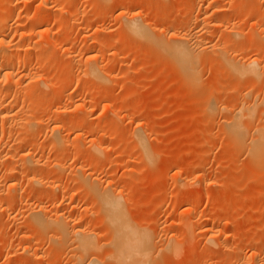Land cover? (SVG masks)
Masks as SVG:
<instances>
[{"label":"rangeland","instance_id":"obj_1","mask_svg":"<svg viewBox=\"0 0 264 264\" xmlns=\"http://www.w3.org/2000/svg\"><path fill=\"white\" fill-rule=\"evenodd\" d=\"M43 1L55 3L53 14L60 12L58 15L64 13L67 16L71 11L77 12V15L68 21L62 16L65 25L55 26L52 35L61 41V50L47 53L48 62L43 61L46 65L48 63L52 66V70L57 68L53 69L59 63L62 69L72 65L76 68L73 71L70 67L75 75L66 79L58 91L55 90L57 94L59 92L58 98L65 96L61 104L56 100L57 95L54 97L56 93L52 95V92L53 99L49 95L50 99L36 101L35 106L39 111L48 112L51 107L64 105L61 107L68 108V112L73 114L72 117L79 121L85 120L89 126L86 125L87 136L85 133L83 139L86 140H82L81 146L76 145L74 146L76 149L73 147L61 156L57 150H51L47 146L51 130L40 129L38 132L39 130L33 126L35 131L31 130L26 136L25 131L17 129L16 132L15 128L10 132L8 124L5 122L2 125L0 120V187L4 188L8 195L23 197L16 200L17 205L13 203L16 208L11 207L10 203L7 205L8 201L0 202V242H4L3 246H0V264H74L71 259L73 249L66 242H63L64 245L59 244L57 236L56 239L54 236L56 233L50 231L52 228L47 234L48 230L35 231L37 228L28 224L30 207L27 208L25 200H29L31 206L46 204L49 215L57 212H64L66 215L70 206H79V214L74 215L75 226L95 231L94 239L97 240L95 242L100 243L98 244L100 249L95 250L97 259L100 258L101 264H112L110 243L113 241L114 232L111 224L102 216L105 215L104 211L98 208L101 204L99 197H94V193V196H91L89 193L93 191L87 192L85 189V185L91 189L92 180L88 181L91 178L89 176L84 178V173L80 171L82 176L78 177L76 169L79 170V167L87 170L86 175L93 173L97 180L104 182V185H101L95 181L94 185L97 182L96 185L99 184L98 186H102L103 189V186L110 184L112 194L120 192V195L117 193L113 196L118 195L132 226L128 225L131 229L133 227L132 231L135 228L139 233H148L152 237V244H156L153 245L156 251L152 252L154 255L151 257L152 264H264V228L260 226L264 222V157L257 163L251 161L248 146L252 144L253 138L261 134L264 140V0H108L107 3H104V0H57V2L19 0V4L15 2L13 5L16 6V9L14 7L16 13L27 10L29 14H34L36 8L43 9L45 4ZM124 11L128 13L126 19H129L130 15H135L140 21H148L149 23H146L151 24L148 29L155 41L129 37L125 17L118 21L115 19L119 13H125ZM201 14L206 16L202 18L205 19V24L203 20L198 19V15ZM199 20L202 21L201 24H198ZM14 22L15 19L8 24ZM33 22L29 19L22 25H32ZM175 27L181 35L194 30L199 31V39L204 43L198 42L201 46L204 45L205 62L199 66L200 79L195 83L182 78L180 68L175 66V59L170 57L168 50L163 51L159 43L165 42L166 39L172 40L168 33ZM189 27L193 28L187 31ZM46 37L27 36V40L26 37L25 39L19 34L12 33L8 40L12 47H19L23 42L31 40L43 43L48 39ZM199 39L197 38L198 41ZM9 47H4L5 49L2 47L1 52ZM228 54L232 59L235 56L237 59L234 60L241 62H238L239 65L242 63L246 65V61L256 58L261 66L257 64L251 72L248 71L245 76L241 75L239 71L233 70L234 67L230 68L233 63L230 61L232 65L229 66L228 61L232 59L227 58ZM73 55H77V59L79 61L81 59L83 65L81 61L78 63L74 62L73 58L70 59ZM98 56L101 58L96 60ZM91 57L89 61L93 65L90 66H100L108 72L109 70L114 72L112 75L115 78L110 84V91L98 93L100 92L98 86L101 84L92 82L89 78H81L83 80L81 84L85 86L83 89L82 86L79 87L82 80L80 79L79 84L76 82L75 79L79 78L76 76L81 72L78 67L84 66ZM225 57L227 61L225 60L224 64ZM44 68L51 73L48 65ZM15 71L20 75L25 74L27 69L17 65ZM80 74L79 76L83 77ZM85 91L86 94L88 91L93 95L97 93L100 108L105 101L114 102V106L105 108L106 110L99 109L98 106V109H95L96 113L87 114V117L82 114L84 118L77 117L72 100L74 98L77 102L81 101ZM135 96L142 100L137 101ZM207 100L210 102L209 110L204 107L208 105ZM210 100L214 101L213 105ZM245 107L251 108L248 111ZM90 109L89 111H92ZM236 114H238L236 119H239L238 122H241L239 125L244 127L241 128L245 129L244 135L247 138L244 137L245 143H239L240 145L231 137L229 127L230 121L235 119L233 115ZM240 114L242 116L239 118ZM70 120L67 122L69 128L66 126L67 130L62 133L74 141L77 133L72 130ZM56 121L51 119L49 122ZM114 121L121 128L112 134L110 126ZM2 126L5 127V131H1ZM261 129L262 132L259 131ZM99 130L105 133L103 142L107 147L105 154L99 156L102 161L95 160L97 158L93 157L95 154L88 145V141ZM28 136L31 137L30 140L35 139L36 142L38 140V144L31 148V152L41 161L40 165L33 166L30 173L37 178H43L41 181L45 186L40 182L42 184L38 188L37 184L40 183L34 182L32 185L37 186V190L33 191L26 183H21L18 192L9 191L7 184L10 174L5 176L3 172L10 168H20L17 158L14 161L7 159L13 158L15 152L11 146L12 142ZM141 141L143 145H140ZM74 153H81L84 156L76 160ZM206 157L211 160L209 164H206ZM96 161L97 167L91 165ZM57 162L63 168L60 169L59 165H56ZM17 165L19 168H16ZM59 173L61 174L58 176ZM78 178L81 180H77ZM57 180L61 181L66 190H56L54 195L51 185ZM80 182H83L82 185H79ZM226 188L233 191L230 189V192H225ZM192 198L196 201L193 202ZM23 199L25 206L21 202ZM194 203L197 204L196 208ZM189 205L193 206L198 214V218L192 222L187 210L190 208ZM53 214L52 216H55ZM186 218L189 219L188 226L180 224ZM136 231L134 230L135 233ZM203 232L208 233L214 240H207L210 237ZM171 238L175 239L173 243L178 249L174 247L170 250H160ZM88 256L86 255V259L90 258Z\"/></svg>","mask_w":264,"mask_h":264},{"label":"bare ground","instance_id":"obj_2","mask_svg":"<svg viewBox=\"0 0 264 264\" xmlns=\"http://www.w3.org/2000/svg\"><path fill=\"white\" fill-rule=\"evenodd\" d=\"M107 1L108 0H104V3H107ZM15 2H17L19 4V0L18 1L17 0L16 1H14V0H0V76H1L0 77V79H1L0 80V120L2 121V125L5 122L8 124V128H9V131L10 132H12V129L15 128L16 132H17V129L19 131L20 130L25 131L26 133H24V132L23 133L26 134V136L28 134H30L31 130L32 131H35V130H33V126L36 127L34 129H36V130L38 129L39 130L38 132H40V129L51 130V137H50V140H49V144L47 146L50 147L51 150L52 149L55 150V151L57 150V152L59 153V155H61V154H64L65 155L67 153V151L69 152V150H72L74 146L79 145V147H80L81 146L80 144L82 143V140H86V138L85 139H83V138L85 137V133H86V136H87V132H85V131L87 129L86 128V125L89 126V124H86L85 120L83 119L84 118L83 116L86 115V117H87L88 116L87 114H94V113H96L97 112L96 110L98 109L97 108L98 106H99V109L103 108V110L105 108H110V107L114 106V104H113L114 102H112V101L111 102L110 101L109 102L108 101L106 102L105 101V103H103L102 106H101V108H100V105H99L100 103L98 102L99 100L96 97V94L97 93L95 92L96 94L93 95V93L91 94V91H88L87 94H86V91H85L84 93L86 94V96H85V94L82 95V97L85 96V98L83 99L81 97L82 100L81 99H78V100H81L79 102L76 101L77 99H74L73 98L72 105L76 107L75 111L77 112V117L78 116L83 117L82 119L84 121H82V120L79 121L78 119H76V117H72L73 114L70 113V112H68V110H67L68 108L66 109L65 107H61V106H64V105H61V106H58L57 105V106H55V108H52L51 107V110L48 109L49 110L48 112H46L47 110L46 111L44 110L42 112V111H39L36 108V106H35L36 101H41V100L43 101V99L44 100H47V98L48 99H50V98L53 99V96L52 95H54L56 93V91H58L60 89L59 86H61V84H63L66 79H70L72 76L75 75V72H73V71L75 70L76 67L73 68L74 65H72L73 67L70 66V67L73 68V71H72V69L70 67L69 68H66L65 67L64 69H62L61 66H59L60 63L59 64L57 63L58 65L56 64L57 66H54L53 67V69L55 67H57L54 70H52L51 69L52 66H49V64L47 63L48 67L51 69L50 70L51 73H49V71L47 72V69L44 68V67L47 66L44 63V61H47V53H51V52L56 51V50H61V47H62L61 41L58 40V38H54L53 35H52V34H54L53 30H54L55 26L57 24H61V25L64 24V22H63V18L64 17H62V16H65L66 21H68V19H71V18L73 19V17H75L77 15L76 14L77 12H74V11L72 12L71 11V13H69V15H67V16L64 15V13L62 14V11H61V14L62 15H58V14H60V12H58V14L57 13L56 14H53V6H54L55 3L49 4V3L43 1L45 3L43 5V9L42 10L41 9L38 10L36 8V10H35L36 12L33 10L34 11L33 12L34 14H29L27 12V10H25L26 8L24 10L27 13L25 11L24 12L19 11V12L16 13L15 12V11H17V10H15L16 9V6L13 5ZM56 2H57V0H56ZM17 3H16V5H18ZM100 5H101V3H100ZM14 7H15V9H14ZM54 12H56V11L54 10ZM204 14L198 15L199 16L198 19L203 20L202 18H205L206 17V16H204ZM126 15H128L127 12L122 13V14L119 13V16H117L115 19L117 21L123 19L124 17L126 19ZM128 18L129 19H126L127 21L125 22V24L127 23L126 24V26H127L126 29H127V33H128V36L129 37H131V38L132 37H136V38H139V39H142V40L143 39L144 40L145 39H149V40L155 41L154 37L151 35L152 33L150 34V31L148 29V27H150V25H151V24L150 25L147 24V23H149L148 21H146L147 23L144 22V21H140L135 15H133V16L130 15ZM13 19H15L16 22H14V24H8V23H10V21H13ZM29 19H32L34 21L32 23V25H29L28 24V26L27 25L26 26H23L22 23H24V21H26V20L28 21ZM201 20H199L200 23L198 21V24H201V22H202ZM64 21H65V19H64ZM203 21H204L203 23L205 24V19ZM195 22H197V20H195ZM62 26H60V27L62 28ZM58 28H59V26H58ZM189 28L187 29V31H190L191 28H193V27H189ZM194 31H191L190 33L189 32H186L184 35H181V34H179V30L175 27V29H173L172 32H169L168 33L170 39H172V40L166 39L165 42H159L160 45L164 49L163 51L166 52L168 50L169 52L167 51V53L170 54V57H172V58L175 59V62H174L175 63V66H177L178 68H180L179 71H181L180 74H181L182 78L187 79V81H191L192 83H195L196 81H198L200 79V76H199L200 74H198V73H200L199 66L202 65V62L203 63L205 62V61H203L204 60L203 55H204V52H205L204 45L201 46L198 43V42H202L199 39L200 33H198L199 31H197V30H196V32H194ZM12 33L14 35L15 34H19V36L24 37V38L25 37L27 38V36H30V37H44V36L46 37L47 36L46 39L47 38L48 39L46 41H43V43H35V42H32V40L31 41H26V42H23V45H21L19 47H12L11 42L8 40L9 36ZM124 33H126V32H124ZM71 34H72V32H71ZM171 34L175 37L174 39H173V36ZM235 36H236V34H235ZM196 37L200 41H198ZM194 38H196V40H194ZM105 39H107V38H105ZM27 40H28V38H27ZM160 41H163V40L160 39ZM155 44H156V42H155ZM7 46L8 47L10 46V47L7 48V50H4V52L2 53L1 52L2 47L3 48L4 47L6 48ZM117 50H119V49L117 48ZM229 56L230 55L228 54V57L227 56L226 57L232 59L231 56L230 57ZM99 57L100 56L96 57V60L99 59ZM112 57H114V56H112ZM71 58H73L72 60L74 62L78 61V63H79L81 61V59H80V61H79V59H77V55H75V56L73 55V56L70 57V59ZM227 58L224 59V64H225V60L227 61ZM235 58L236 57L234 56V59ZM91 59H92V57L91 58H88L86 64L84 63V66H82L83 65L82 64L83 61L80 62L82 65L80 64L81 67H78V68L81 69V72H83V74H80L81 72L79 71L80 73H78V75L76 76V77H79V78L75 79L76 82L77 83L80 82V79L81 78H85V79H88L89 78L90 81L95 82V83L98 82V83L101 84L100 85L101 87L98 86L100 88L99 89L100 92L97 91L98 93H102V92L108 91L109 89L111 90V87H110L111 85L110 84L112 83V81H114V78L115 77H113L114 75H112V73H114V72H112L111 70H109V72H108L103 67H100V66H90V64L92 62H90L89 60H91ZM234 59H232V60H229L228 59L229 60L228 61L229 62V66L232 65V63H233V66H230V68L232 67L231 69H233V67H234L235 69H233V70L239 71L238 73H240L241 75L243 74L244 76H245V74L248 73V71L251 72V70L257 64H258V66H261L259 64L260 61H256L255 60L256 58L255 59H252V60L250 59L251 61L248 60L250 63L248 61H246L248 65L246 64L245 61L244 62H245L246 65H244L243 63H242L243 65L242 64L239 65L238 62H240V61H237L236 62L235 60L237 58L235 60ZM228 62H226V64ZM50 63H51V61H50ZM73 64H76V63H73ZM17 65L18 66H22L25 69H27V71L25 72V74L20 73V75H19L18 74L19 72L16 73L17 71H15V67ZM80 65H75V66H80ZM91 65H93V64H91ZM227 66H228V64H227ZM83 67H85V68L83 69ZM67 69H70V70L67 71ZM233 70H232V72H233ZM45 71H46V73H49V75L46 74ZM64 71H67V72H64ZM252 73L254 74V72H252ZM79 74L82 75L83 77L79 76ZM81 83L83 84V80L80 82V84ZM82 84L79 85V87L82 86V88L80 87L81 89H83L85 87V86L83 87ZM84 90H86V89H84ZM84 90H82V91H84ZM52 92H53V94H52ZM130 92H132V90ZM49 95H51L52 97L50 96V98H49ZM58 95H59V92H58V94L56 93L54 95V97L55 96H56V98L60 97V95L59 96ZM64 97L62 96L61 99L58 98L56 100H59L60 101L59 103L61 104V101H63L62 99ZM76 98H79V97H76ZM135 98H136V96H135ZM28 99L30 101H28ZM124 99L126 100L127 97L124 98ZM136 99H138V98H136ZM64 100H65V98H64ZM140 100H142V99L140 98ZM140 100L138 99L137 101H140ZM68 101H69V99H68ZM20 102H22V103H20ZM53 102H54V100H53ZM213 102L214 101H211V104L212 105H213ZM209 104H210V102L208 101V105H207L208 107L207 106H204V105L203 106L206 107L207 110H209L208 109L209 106H210ZM90 108L92 109V111H89ZM246 108L249 111L251 107H245V109ZM211 111H212V109H211ZM116 113H117V111H116ZM245 113L248 114V112H245ZM79 114H81V115H79ZM82 114H83V116H82ZM238 114L233 115V117H235V119L234 118H233V120L231 119L232 121H230L231 124L229 123L230 124L229 127H230L231 137L236 142H238V144H239V143H242V142L245 143L244 142V137H245V139H247V138L245 136L246 135L245 129H243L244 130L243 131L242 128H241L243 126H240L239 125L241 122H238L239 119H236V117H238ZM240 116H242V115L240 114L239 115V118H240ZM51 119H53L54 121H56V120L57 121L56 122H53V123L52 122H49ZM69 120H70V124L72 126V130L77 133L75 135L74 141L73 140L71 141V139H70L69 136L67 138L62 133L64 130L65 131L67 130L66 129L68 127L67 126V122ZM73 120H75V121H73ZM240 121H242V120H240ZM110 127H111L110 128V131L112 132V134L115 133L117 130H119L121 128L120 126L118 127V123H116L115 121L111 124ZM1 131H5V127L4 126H2ZM259 131L262 132V129L259 130ZM244 133H245V135H244ZM5 134H6V132H5ZM36 134H37V131H36ZM36 134H35V136H36ZM2 135H3V133H2ZM91 135H93V134H91ZM89 136H90V134H89ZM104 137H105V133L103 134L99 130V131H96L94 133V135H93V137H91V140L90 141H88L89 139L87 140L89 142L88 145H90L89 148L95 154V155L92 154L93 157L94 158H97L95 160H98L99 159V156H101L103 153L105 154V151L107 149V147H105V143L103 142ZM30 138L31 137H29V136L27 138H25V139L24 138H22V139H19L18 138V139H16L17 141L12 142L13 144L11 146L14 147L15 152L13 154V158L12 157H8L7 159H9V161L13 159V161H14V159L17 158V160L20 162V163L18 162L20 164V168L18 167L19 165H17L16 168L18 167L19 169H15V168L14 169H11L10 168V169H6L5 172H3V174H5V176L8 175V174H10V177L8 178V184H7L9 191L10 190L11 191L14 190V191L18 192L17 190L20 187L21 183L22 184L23 183H26V185H28L29 188H31L33 191L34 190L36 191L37 190L36 187L38 186V188H39V186L42 184L40 182H43V181H41L43 178H41V177L40 178H37V177H35L34 175H32L30 173L31 172L30 170L33 168V166L40 165V163H41V161L39 159H37L35 156H33L32 152H31V148L34 147V146H36L38 144V140L36 142L35 139H31L30 140ZM123 141L124 140H122V142ZM142 141H141V144L139 142L140 145H143L144 144L143 143L144 141L143 142ZM77 143H79V144H77ZM248 146H249V152H250L249 153L250 154L249 157L251 156V159L250 160L253 161V162H256V163L257 162H260L263 159V157H264V140L262 138V134L259 135L256 138H253L252 139V144H249ZM13 147H11V148H13ZM74 148L76 149V147H74ZM70 152L72 153V151H70ZM74 155H75L74 159L76 158V160H77V158H80V157L82 158V156H84L81 153H74ZM208 155L209 154H207V156ZM99 160L102 161V159H99ZM205 160H206V164H209V162H211L210 158H207ZM97 162L98 161L93 162L91 165H93L94 167H97L98 166V163ZM103 162L101 164H103ZM57 164L59 165L58 167H60V169L63 168L62 165H60L58 162L56 163V165ZM258 165H259V163H258ZM58 167H57V169H58ZM60 169H58V170L60 171ZM76 170L78 171L77 172L78 177L79 176H82V175H80V172H83L85 175L88 173V172L85 173V171H87V170H84L83 168H80V167H79V170L78 169H76ZM60 174L61 173H59L58 176ZM84 174H83L84 178L85 177L87 178V176H89L91 179L88 180V181H91L92 180L91 181L92 183L89 182V184L91 183V187H90L91 189H89V186L87 187V185H85L86 186L85 187L86 191L87 192L93 191L92 193L90 192L89 194H91V196H94L95 195L94 197H99L98 199H100V203L101 204L98 203L99 204L98 208H101L104 211L103 213H105V215L102 214V216L103 217L105 216L106 221H108L111 224L110 227H112V232H114L113 241H111V243H110V245H112V251L111 252L109 251L111 253L110 254V258H112V260H113V262H111V263L112 264H152L151 259L153 258L152 256H154L152 254V252L154 250L156 251V249H154L156 247H153V245H156V244H152V237H150L147 232H146L147 234L142 233V232L139 233L138 231H136L135 228H134V230L136 231V233L134 232V230L132 231L133 227L131 229V227L128 225V224H130V222H129L128 217L126 216L127 214L125 213V211L123 209V206H122V203H121L120 199L117 197L118 195L117 196H113V195H115V194L118 193V192H116V193L114 192L116 188L113 191L114 194H112L111 190H113V189L110 186V184L105 183V184H107L109 186L105 185V187L103 186V189H102V186H100L101 187L100 188L98 185L103 180L102 181L99 180V179L97 180V178H95L96 176L94 177L92 175L93 173H89L91 176L90 175H86L85 176ZM97 177L99 178V176H97ZM59 179H60V177H59ZM60 180L59 181L57 180L55 182V184L51 185V187L53 188L52 189V193H54V195L56 194V192H55L56 190H58V191L66 190L63 187L62 183H61L62 180L61 181ZM77 180H79V178ZM85 180L87 182V179H85ZM75 181H76V179H75ZM82 181H84V179H82ZM95 181H98L99 184L96 185L97 184V182H96V184L94 185ZM34 182L35 183H40V184H37V186L34 187L32 185V183H34ZM57 182H60V183L57 184ZM258 182L260 183L261 181H258ZM81 183H83V182H80L79 185ZM103 183H101V185H104ZM87 184H88V182H87ZM43 185L45 186L44 182H43ZM82 188L85 191L84 186H82ZM229 190L226 188V191L225 192H230ZM86 191H85V193H86ZM10 193L11 192H9V194ZM14 193L15 192H13V194ZM93 193H94V195H93ZM89 194H87V195H89ZM14 195H8V194H6V192H4V188L0 187V202L2 200L5 203H6V201H8V204L7 205L12 204L11 205V207H12V206H14L13 203L16 204V200H18V199L20 200V199L23 198V197L22 198H20V197L17 198V196H14ZM18 196H20V195H18ZM85 196H86V194H85ZM93 199L95 200L96 198H92V200ZM193 199L194 198H192V200ZM92 200L90 199V201H92ZM197 200H198V198H197ZM23 201H24V199L21 200L22 204H24V202L26 201L25 203H27V205H28L27 208L30 207L29 216H27L28 219L26 217V219L29 220L28 224H30L31 226L33 225L34 227H36L37 229L35 228L36 229L35 231H37L38 229L40 230V232H42L41 230H44V231H47L48 230L47 231V234H48L49 230L52 228L50 231H52V232L54 231L56 233V235H54V236H55V239H56V236H57L58 242H60L59 244H63V242H66V243L69 244L68 246L73 249L74 254L72 255L71 259L73 260V263L74 264H101L100 261H99L100 258L98 257L99 260L97 259V252H95V250H97L98 248L100 249V246L98 245L100 243L98 242V244H96L97 243V242H95L96 239H94V237H95L94 236L95 235L94 232L95 231L91 232L90 230H86L85 228H81L80 227L81 228L80 229L78 225H77V227L75 226V217H74V215H75V213H78L80 211V208H78L79 206H70L69 205L70 206L69 212L66 213V215H65L64 212L63 213H58L57 212V214H53L52 213L53 215H55V216H52L51 212H50L51 215H49V211H48V209H46L47 208L46 207V204H45V206H44L43 203H40V204H38L36 206H31L29 200H25L24 202ZM195 201H196V199L193 200V202H195ZM94 202H96V201H94ZM25 205L26 204H24V206ZM195 205H197V204L194 203V207L196 208ZM189 206H190V208H188L187 210H188V213H189V219H192L190 222H192L193 220H195V219L198 218V214L196 213L197 210L195 211V208L193 206H191V205H189ZM102 216H101V222H102V219H103ZM189 219L188 218H186L185 220L183 219L180 224H182L184 226H188ZM14 220H13V222H14ZM191 225H193V224L191 223ZM260 226L262 228H264V222H262L260 224ZM207 231L209 232V230H207ZM51 234H54V233H51ZM96 234H97V232H96ZM203 234H204V232H203ZM206 234L208 235V233H206ZM206 234H204V235H206ZM97 235H99V234H97ZM112 235H113V233H112ZM25 236H28V235L25 234ZM40 236L44 238V236H42V235H40ZM50 236L53 237V235H50ZM172 237L174 238V236H172ZM208 237H210V236L208 235ZM171 240H172V238H171ZM171 240L169 239L168 244L166 243L167 245L164 246V247H162V249H160V250H163V249L164 250H168V249L170 250L172 248L174 249V247L176 249L177 246L176 245L174 246V243H175L174 240L175 239L172 240V243L174 242L172 245L170 243ZM207 240L212 241L214 239L212 237H210ZM55 241H57V240H55ZM3 243L4 242H0V246H3L2 245ZM106 244H108V242H106ZM57 251L59 252V250H56V252ZM73 251H72V253H73ZM172 251L175 252L176 250L175 251L172 250ZM27 252H29V251H27ZM30 252H31V249H30ZM178 253H179V251L176 252L177 255H178ZM86 255L87 256L89 255L88 257H90V258L89 259H86ZM102 259H104V258H102ZM104 262H105V260L103 261V263ZM255 264H257V263H255Z\"/></svg>","mask_w":264,"mask_h":264}]
</instances>
